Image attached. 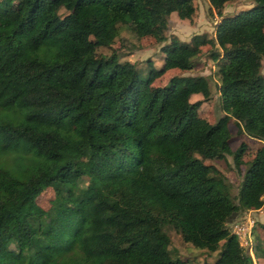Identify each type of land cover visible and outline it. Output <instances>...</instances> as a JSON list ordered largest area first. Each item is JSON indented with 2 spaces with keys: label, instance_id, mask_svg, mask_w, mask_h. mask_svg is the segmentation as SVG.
<instances>
[{
  "label": "trees",
  "instance_id": "16d2710c",
  "mask_svg": "<svg viewBox=\"0 0 264 264\" xmlns=\"http://www.w3.org/2000/svg\"><path fill=\"white\" fill-rule=\"evenodd\" d=\"M207 1L220 15L212 35L165 41L167 16L190 19L192 0H0V264H189L169 252L165 225L217 251L201 264H253L227 223L263 205L264 0L224 16L230 0ZM118 24L165 41L160 66L100 53ZM206 43L222 60L213 122L189 100L208 96L206 76L152 84L168 67L190 69ZM229 121L257 140L244 162ZM224 155L245 163L234 195L203 161Z\"/></svg>",
  "mask_w": 264,
  "mask_h": 264
},
{
  "label": "rangeland",
  "instance_id": "374dc122",
  "mask_svg": "<svg viewBox=\"0 0 264 264\" xmlns=\"http://www.w3.org/2000/svg\"><path fill=\"white\" fill-rule=\"evenodd\" d=\"M194 12L190 19L178 18L174 13L167 16V28L165 36L167 41L170 35H175L181 40L189 41L190 38L198 36L212 35L213 27L218 22L220 15L215 13L214 9L209 7L207 0H192ZM252 0H230L223 3L221 7V16L230 15L251 5ZM157 42L151 35L137 33L130 28L128 24H118L117 35L108 47H98L100 53H109L116 51L119 60H128L144 72L146 69V59H149L154 66H160L162 62V53L159 46L164 43ZM209 44L200 45L198 52L193 56V65L190 69L180 70L175 67L166 68L161 74L153 79V85H162L172 75H191L202 74L207 77L209 84V94L205 98L201 93H193L189 96L190 101L199 100L197 107L198 114L209 122H213L223 113L220 107V96L218 92L219 77L217 73L218 65L222 60L212 59L209 56ZM260 71L264 75V56L260 60ZM228 129L231 133L229 145L235 148L240 141L246 142V147L241 156L242 161H246L253 155L257 140L245 133H238L233 121H229ZM205 163L214 165L217 170L225 176L229 183V192L234 195L237 183L241 177L245 163H241L237 170L233 166L230 155H224L223 158H204ZM52 190L45 188L38 196L37 201L46 208L49 205L48 198H51ZM263 205L258 208L244 209L237 213L227 223V226L233 231L238 241L250 255L253 264H264V258L254 255L253 250L256 241H264V193L262 194ZM163 230L168 235V250L172 256H177L188 260L189 264H201L204 261L213 263L218 253L216 250L207 251L205 249L192 246L183 241L180 235L169 225H165ZM221 264H228L222 262Z\"/></svg>",
  "mask_w": 264,
  "mask_h": 264
},
{
  "label": "built area",
  "instance_id": "2783aa9c",
  "mask_svg": "<svg viewBox=\"0 0 264 264\" xmlns=\"http://www.w3.org/2000/svg\"><path fill=\"white\" fill-rule=\"evenodd\" d=\"M233 232V231H232Z\"/></svg>",
  "mask_w": 264,
  "mask_h": 264
}]
</instances>
